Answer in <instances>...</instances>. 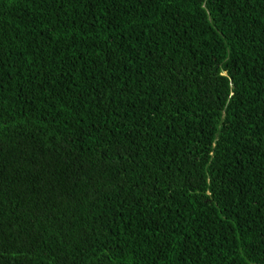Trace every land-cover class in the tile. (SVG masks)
Wrapping results in <instances>:
<instances>
[{"label":"trees","instance_id":"obj_1","mask_svg":"<svg viewBox=\"0 0 264 264\" xmlns=\"http://www.w3.org/2000/svg\"><path fill=\"white\" fill-rule=\"evenodd\" d=\"M0 264H264V0H0Z\"/></svg>","mask_w":264,"mask_h":264}]
</instances>
